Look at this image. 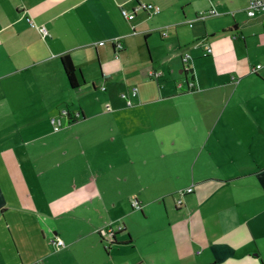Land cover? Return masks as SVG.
<instances>
[{"label": "crops", "instance_id": "0c3cea01", "mask_svg": "<svg viewBox=\"0 0 264 264\" xmlns=\"http://www.w3.org/2000/svg\"><path fill=\"white\" fill-rule=\"evenodd\" d=\"M139 2L161 13L126 19ZM248 2L0 0V264H101L60 222L98 202L124 225L99 243L113 262L264 264V13Z\"/></svg>", "mask_w": 264, "mask_h": 264}, {"label": "rangeland", "instance_id": "374dc122", "mask_svg": "<svg viewBox=\"0 0 264 264\" xmlns=\"http://www.w3.org/2000/svg\"><path fill=\"white\" fill-rule=\"evenodd\" d=\"M65 131V128L60 131L61 136L64 137V135L67 133ZM81 159L84 162V154L81 156ZM108 199L110 201L112 197H107V200ZM134 202H136L134 198L130 199V201L127 199L125 205L123 206V213H121V215H125L126 217L125 222H127L129 225L128 227L131 232L130 235L133 238L140 239V237L144 236L145 231L147 230L146 225H148L150 221H144V214L140 211L139 208L133 206ZM92 204L93 209L91 210L90 208H82L79 209L76 214H69L63 216L60 219L63 230L69 232L71 235L83 237L84 242L78 245L77 253H79L81 256L85 255V253H91L95 257L98 255L97 259H99L98 262L101 264H121V260H126L134 257V255L137 254L139 249L134 252L130 249H123L118 253H113L115 262H113L111 258L105 257L106 251L103 250L102 247H100L99 245L100 241L102 240L107 249L111 248V238L106 235L105 231L109 228L114 231H117L124 225L120 222V216L118 213L99 212V202ZM162 214L163 213H161L155 219L160 222H166L163 220L164 216ZM157 215L158 214H154V216ZM152 219L154 221V218L150 217V220ZM72 222L76 223V225L74 226L75 230L69 228V225ZM164 232V230H160V232H158V236H161L163 240L161 241V251L165 253L170 250V246L168 247L169 243L167 241V236ZM123 237L124 236H122V238Z\"/></svg>", "mask_w": 264, "mask_h": 264}, {"label": "built area", "instance_id": "2783aa9c", "mask_svg": "<svg viewBox=\"0 0 264 264\" xmlns=\"http://www.w3.org/2000/svg\"><path fill=\"white\" fill-rule=\"evenodd\" d=\"M139 11H147L148 13H150L152 15H158L161 13V8H160V6L155 5L153 3H141V2H139L137 7L131 12L125 11L124 9H122V14L126 19L131 20L135 17L136 13ZM261 13H264V0H249L248 7H247V15L249 17H255ZM208 14H214V11H210ZM27 20L31 26H35L33 21L30 18H27ZM115 48L120 51L123 49V46L120 42H116ZM211 52H212V49H211V47L208 46L206 48V54L211 53ZM189 58H190V56L187 55L185 60L187 61ZM262 71H264V64H260V63L256 64L252 69V72L255 74H258ZM150 75L153 77H158L161 74L158 72H151ZM136 93H137V89H134L133 94H136ZM128 104L130 105V102ZM68 113L69 112L67 110H65V111L61 112V115H60L61 118H54L52 120V124H53L54 130L56 132L60 131L63 128L62 118L64 116L67 117L69 115ZM192 191H193V189L189 188L187 191H181L180 193H181V195H183L186 192L188 193V192H192ZM181 202H182V200L179 199L177 203L180 205ZM133 206L140 208L137 202H134ZM105 233L107 236H109L111 238L114 235L115 231L112 230L111 228H109L108 230L105 231ZM52 243L57 247V249H62L66 246L65 242L59 237H55L53 239Z\"/></svg>", "mask_w": 264, "mask_h": 264}, {"label": "trees", "instance_id": "16d2710c", "mask_svg": "<svg viewBox=\"0 0 264 264\" xmlns=\"http://www.w3.org/2000/svg\"><path fill=\"white\" fill-rule=\"evenodd\" d=\"M62 64L67 76L69 85L72 89H76L80 86L77 74H76V67L71 59L70 56H64L62 58Z\"/></svg>", "mask_w": 264, "mask_h": 264}, {"label": "flooded vegetation", "instance_id": "af4514ba", "mask_svg": "<svg viewBox=\"0 0 264 264\" xmlns=\"http://www.w3.org/2000/svg\"><path fill=\"white\" fill-rule=\"evenodd\" d=\"M115 241H116V231L114 235L111 237V244L115 243Z\"/></svg>", "mask_w": 264, "mask_h": 264}]
</instances>
